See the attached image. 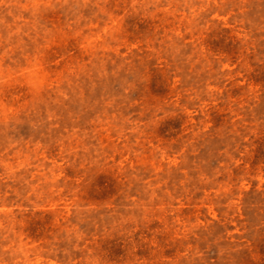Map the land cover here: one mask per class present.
<instances>
[{
  "label": "rangeland",
  "instance_id": "obj_1",
  "mask_svg": "<svg viewBox=\"0 0 264 264\" xmlns=\"http://www.w3.org/2000/svg\"><path fill=\"white\" fill-rule=\"evenodd\" d=\"M0 264H264V0H0Z\"/></svg>",
  "mask_w": 264,
  "mask_h": 264
}]
</instances>
